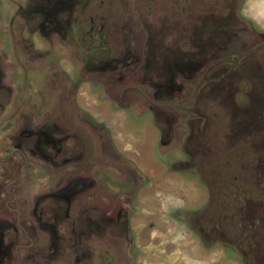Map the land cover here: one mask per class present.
<instances>
[{
  "label": "rangeland",
  "instance_id": "obj_1",
  "mask_svg": "<svg viewBox=\"0 0 264 264\" xmlns=\"http://www.w3.org/2000/svg\"><path fill=\"white\" fill-rule=\"evenodd\" d=\"M204 1L207 3L199 0H63L59 6L60 11L56 13L57 22L65 24L69 31L73 30L74 27L77 28L80 23L77 30L82 37L81 46L91 56L106 54L102 50H108L109 54H112L118 48H125L126 43L130 45L132 52L136 49L135 47L138 50L141 47L142 53L145 52L146 47L150 46L152 50H155L157 44H161L164 49L169 50L171 48L173 50L175 48L177 52H186L187 57H184L187 60H194L195 65L193 69L187 71L186 76L183 75L182 79L179 75L180 72L177 73L176 78L181 79L183 87L180 88L181 90L176 89L173 90L174 92L163 93L162 98H158L154 101L155 103H152L154 105L160 103L163 106L169 104L172 107L171 111L178 112L179 116L185 117L184 121L192 116H195V120H197L196 118L200 114L196 110L203 111L209 117V123L205 127L202 125V119L195 121V126L198 124L199 129L196 127L194 129V133L204 145L205 152L208 153L204 154L200 149L194 155L193 161L196 166H199L202 173L198 175L193 167L186 170L172 169L168 171L163 166L165 171L161 176L159 186L155 188L157 189L155 193H159L157 197L160 200L162 224L147 230L150 233L149 239L146 238L147 240H145L144 231L140 230L139 233V229L136 228V239L140 242L128 247V253L125 254V257L128 256L125 260L123 258L120 261L119 258H116V251L108 244L107 251L101 253V256L107 255V260H111L108 261V264H240V256L231 248L229 236H223L224 234L229 235L228 227L221 224L219 232H222V235L219 237L215 235L211 240L204 234L206 231L203 232L200 227L205 228L206 221L208 225L211 223V228L220 222L227 225L231 224L234 218V220L238 218L235 215L237 205H241L243 208L241 211L242 218L247 211H257L259 206L262 207L264 176H261L263 173L261 171L263 169L258 166V171H256L254 167H249L248 164L253 163L251 159L257 153V159L262 158V165L264 166V150L261 148L257 151L254 150L257 146L263 145L264 136L260 137L263 134L259 131L264 133V120L262 119L258 125L259 137L253 139L251 143L248 139L252 138L248 135L243 136L242 139L237 138L238 135L236 136V134L245 133L247 128L244 125L234 127V124H231V113L238 112L243 108L244 114L249 116V114L256 112L257 103L254 102V106L251 104L247 107L240 105L239 102L243 101L244 97L237 98L232 85L229 92H224V82L220 80L221 72L217 71L216 68L227 64L233 68L231 61L233 55L223 52H220V55H211L202 46L204 25L203 22L195 18H202V14H208V11L213 12L215 10L218 12V4L212 0ZM26 2L27 0H0V54L1 52L3 55L18 52L20 61L18 69L13 70L17 75L11 77L9 82L11 84L8 83L11 85L8 88L14 89L7 93L2 87V91H0L2 98L0 99L4 101L7 95L21 94L23 89L25 90L24 96L31 94L35 100L46 97L49 89V94L58 98V90L60 89V96L65 99L66 107L68 106V109L74 111L76 109L75 103H77L75 95L79 96L77 106L79 108L81 106L86 118L79 115H64L57 118L49 116L43 119H35L33 123L38 122L37 124L43 128L46 125L50 126L49 123H54L55 126L68 130L71 134L66 141L70 147L69 151H71L69 156L75 155L74 148L77 151L78 149L84 150L86 146L91 149L90 146H92L98 150L97 153L104 159L106 155L102 154L101 151L114 152L113 149L108 148L109 143L114 142L116 146L122 148L125 146L124 142L130 140L128 139L129 136L137 128V124L134 126L136 120L133 113L138 109L135 101L140 99L141 94L150 99L152 88L148 86V81L138 80L137 77H118L121 72H124V66H119L116 71L103 74L101 78H107L106 80L103 79L104 84L93 79L94 76L98 75L96 70H84L80 67V70L73 71L70 67V62L73 59L69 54L70 52H66L67 54L63 56L61 51L58 52L54 49L58 44L51 45L48 39L45 40L43 35L37 32L40 18L48 9L42 10L40 2L34 4L32 10L29 7L28 14L26 10L21 12L20 7V9H16L18 3L24 5ZM234 2L236 4L235 10L240 8L234 14H241L249 18L252 28L258 32L254 33L255 38L258 37L263 40L258 44L264 46V0H235ZM202 3L206 8L203 7ZM208 7L210 8L207 9ZM63 13L68 14V16L59 18V14L64 17ZM23 15L25 18L21 17ZM74 22L78 23L73 25ZM91 23H93V27ZM184 28L187 29L183 30ZM31 29H35L34 33H31ZM194 33L201 36L197 35L198 39L195 40ZM239 35L240 41H248L247 32ZM58 38L59 41H63L61 36ZM238 44L239 42L236 41L230 47L237 48ZM65 45L68 48L71 47L70 43H65ZM15 48L16 50H14ZM173 52L175 51L173 50ZM29 53L33 60L24 59L25 54ZM48 53L52 54L50 59ZM2 54L1 56H3ZM148 56L152 55H149L148 52H145V55L142 54V58H145L146 61ZM47 60L52 61V71L57 72V68L61 70L60 78L66 80L63 82V86H58V78L54 76L47 78L48 69L45 65ZM0 62L3 63V60L0 59ZM95 66L96 64L92 68ZM261 66L264 67V64ZM62 71L66 76H63ZM79 73L81 84L79 90L76 91L78 87L73 79H76L75 77ZM14 78L18 80L17 84L14 83ZM146 78L148 77L146 76ZM222 91L227 93V96ZM143 102L145 106L143 103L144 119L142 121L147 123L151 120L153 122L150 106L146 100ZM3 104H5L3 107L7 105V103ZM40 104L39 102L33 104L29 111L34 114L42 111L43 107H40ZM94 109L96 112L92 113ZM36 116L37 114L34 117ZM148 126L147 124L146 127ZM162 126L165 130L169 129L165 121H163ZM180 126L181 128L184 127V130H188L186 125ZM174 128L179 130V124L175 125ZM100 132L103 133V136H100ZM101 137L105 140L100 146ZM86 140L89 141L87 145L84 144ZM162 147L163 149L166 148L163 150L165 157L187 158L188 152H184L178 142L176 144H173L172 141L162 143ZM0 149L2 150V147ZM33 155L28 153L32 163L29 173L39 175L41 182H30L33 184V188L29 183H23L21 186L17 184L23 202L34 200L33 196L35 195L29 196L28 194H26L27 198L24 199L23 195L25 196L26 192L38 187L43 189L41 192L44 193L49 190L47 186L53 185L61 173L69 175L63 171V169L65 170L64 167L67 166H51L43 161V158H40L36 152ZM112 156L115 157V154L106 156L109 158V169H95L87 175L82 173L83 177L93 179L96 186H90L92 188L89 193L83 194L80 203L77 196L74 197L72 199V202L76 200L72 203L74 208L87 203L88 207L86 208L101 210L109 206L110 190H113V193H117L121 189L126 190L124 180H120L116 176V172L121 168L119 164H116L118 162L111 160ZM21 157L20 155L19 159ZM70 167L74 168L75 166H68V168ZM256 174L258 175L257 183L254 182ZM127 176L131 183L132 176L130 173H127ZM9 179L13 180V176L11 175ZM15 181L16 179L11 183H0V188L14 184ZM152 186L153 183L148 182L147 186L141 189L142 194L143 191L146 196L150 195L149 193H154ZM146 200L142 211L148 217L150 213ZM19 204L21 205V202ZM191 211L193 214H189ZM186 214L187 217L190 216V222H187ZM76 217L79 218V215ZM259 221L257 220L256 223ZM259 233L253 237H248L245 240L247 244L243 243L242 247L248 255L253 243L256 245L264 241ZM119 249L121 251L127 250V247H119ZM101 256L100 259L92 256L95 264H104L100 261Z\"/></svg>",
  "mask_w": 264,
  "mask_h": 264
},
{
  "label": "flooded vegetation",
  "instance_id": "obj_2",
  "mask_svg": "<svg viewBox=\"0 0 264 264\" xmlns=\"http://www.w3.org/2000/svg\"><path fill=\"white\" fill-rule=\"evenodd\" d=\"M62 1L27 0L24 5L18 3L16 9L20 7L21 12L26 10L28 14L30 9H33L32 6L38 2H40L42 10L44 8L48 9L44 11L43 17L40 18L37 32L41 33L45 40L48 39L51 45L58 44L54 49L58 52L61 51L63 56L67 54L66 52H70L69 54L73 58L70 67L73 71L80 70V67L84 70H96L98 75L96 74L97 76H94L93 79L104 84L103 79L106 80L107 78H101L103 74L116 71L119 66H124V72H121L118 77H137L138 80L148 81V86L152 88L151 98L147 99L145 95L141 94L140 99L142 98V100H134L138 107L137 111L133 112L136 120L134 126L137 124V128L129 136L128 139L130 140L124 142L125 146L121 148L111 142L108 148L113 149L114 152L101 151L106 156L115 154V157L112 156L111 160L118 162L116 164H119L121 168L116 172V176L118 179L124 180L126 186V190L121 189L117 193L110 190L109 206L101 210L86 208L88 207L87 203L74 208L72 203L76 200L72 202V199L77 196L80 203L83 194L86 195L92 188L90 186H96L93 179L83 177L82 173L87 175L95 169H109V158L105 156L103 159L97 153L98 150L92 146H90L91 149L86 146L84 150L78 149L77 151L74 148L75 155L69 156L68 154L71 151H69L70 147L66 141L71 134L68 130L55 126L54 123H49L50 126L46 125L44 128L40 127L37 124L38 122L33 123L35 119H43L49 116L57 118L64 115H79L84 117V110L81 106L80 108L77 106L79 96L75 95L77 110L74 109V111L68 109V106L66 107L65 99L60 96V89L58 90V98L51 96L49 89L46 97L35 100L31 94L24 96L25 90L23 89L21 94L4 95L6 96L5 100L0 99V109H2L0 111V147H2V150L0 149V183H11L16 179L14 184H8V186L0 188V264H95L92 256L94 255L100 259L101 253L107 251L108 244L116 251V258H119L120 261L123 258L125 260L128 256L125 257V254L128 253V247L132 244L133 246L137 245L140 242L136 239V228L139 229V233L140 230L144 231V237L147 240L146 238L149 239L150 237L147 230L162 224L160 200L157 197L159 193H155V190H157L155 188L159 186L163 172L167 169L168 171L172 169L186 170L193 167L195 172L200 175L202 173L201 169L193 161L194 155H196L195 152L201 149L204 154H208L205 152L204 145L194 133L195 127L199 129L198 124L195 126V121L202 119L201 122L204 127L209 123V117L203 111L196 110L200 114L196 118L197 120H195V116H192L184 121L185 117L179 116L178 112L171 111L172 107L169 104L166 106L160 103L154 105V101L162 98L163 93L174 92L173 90L176 89L181 90L183 84L180 80L183 75H187V71L194 68L195 61L192 59L187 60L184 57L187 55L186 52H177L175 48L173 49L175 52H173L171 48L169 50L164 49L161 44H157L155 50H152L151 46L145 48V52L152 55L148 56L147 61L142 58V54L145 55V52L142 53L141 47H139V50L135 47L136 49L132 52L128 43H126L125 48H118L112 54H109L108 50H102L106 54L101 53L91 56L81 46L82 37L77 30L80 23L77 28L74 27L73 30L69 31L65 24L57 22L56 13L60 11L59 6ZM199 1L207 3L204 0ZM212 1L218 4V12L215 10L213 12L208 11V14H202V18H195L203 22L204 25L202 46L211 55H220V52L233 55L231 60L233 68L227 64L217 66L216 69L222 73H220V80L224 82V92H229L232 85L237 98L244 97L243 101L239 102L240 105L247 107L251 104L254 106V102L257 103L256 112L249 114V116L244 114L243 108L238 112H232L230 116L232 119L231 124H234V127L244 125L247 128L245 133L236 134V136L238 135L237 138L242 139L243 136L248 135L252 138L248 139L251 143L253 139L259 137V133L263 134L260 137L264 136L262 131H259V133L257 131L258 125L262 122V119L264 120V67L261 66L264 64V46L258 44L263 40L258 37L255 38L254 33L258 32L252 28L248 17L234 14L240 9L235 10V0ZM203 7L206 8L204 4ZM60 15L59 18H65L66 13H63L64 17ZM30 16L32 15L30 14ZM21 17L25 18L24 15ZM77 23L74 22L73 25ZM91 25L93 27V23ZM34 30L31 29V33H34ZM131 32L134 31L131 30ZM246 32L248 41H240L239 34ZM197 35V33H194L195 40L198 39V36H201ZM59 36H61L62 42L59 41ZM236 41L239 42L237 48L230 47ZM60 43L61 45H59ZM65 43H70L71 47L68 48ZM1 54L0 59L3 60V63L0 62V91L4 87V90L9 93L14 89L8 88L11 87L8 83L12 79L11 77L17 75L13 70H17L19 67V56L18 52L7 53L9 55L2 54L3 56ZM48 55L50 59L52 54L48 53ZM24 59L33 60L30 53L25 54ZM94 64L96 66L92 68ZM45 65L48 69L47 78L54 76L58 78V82L56 81L58 86H63V82H66V80L60 78L61 70L57 68V72L52 71L51 60H47ZM63 72V76H66ZM178 72H180V80L176 78ZM77 75L76 79H73L78 87L76 91L79 90L81 84L80 73ZM17 82L18 80L14 78V83L17 84ZM47 85L49 86V84ZM224 94L227 96V93ZM143 100H146L150 106L153 122L151 120L147 123L142 121L144 119ZM37 102L41 103L40 107H43V110L35 113L37 116L34 117L35 114L29 111V108ZM3 103H7V105L3 107L5 105ZM51 104L53 105L50 106ZM95 112L94 109L92 113ZM163 121L168 125V130L163 128ZM147 124L148 127H146ZM177 124H179V130L174 128ZM180 125H186L188 130H184V127L181 128ZM99 134L103 136V133L100 132ZM104 140V138H100V146ZM170 141L173 144L178 142L182 150L188 152L187 158L182 159L172 156V159L163 156V150L166 148L163 149L162 143ZM87 143H89L88 140L84 144L87 145ZM75 144L74 147H76ZM262 144L254 150L257 151L259 148L264 150V142ZM35 152L51 166H67L64 167L65 170L63 169V171L69 173V175L61 173L57 176V180L53 185L47 186L49 190L44 193L41 192L43 189L38 187L26 192L23 198H27L26 194L29 196L35 195L33 196L34 200L23 202L22 196L19 195V186L23 183H29L33 188V184L30 182L39 183V179H41L39 175L29 173L32 163L28 153L33 155ZM20 155L22 157L19 159ZM262 160V158L257 159L256 153L254 158L251 159L253 163L248 164V166L254 167L256 171H258V166L264 170ZM29 161L30 164L28 165ZM70 165L75 167L68 168ZM163 166H165V170H163ZM263 170L261 176H264ZM127 173L132 176L131 183ZM11 175L13 180L9 179ZM47 176L50 177L49 174ZM257 176L256 174L255 183H257ZM148 182L153 183L154 193H149L150 195L146 196L144 191L142 194L141 189H144ZM87 188L88 191L86 192ZM145 200L149 205L148 212L150 215L148 217L142 211ZM19 202H21V205ZM261 203L262 207L259 206L257 211H247L244 218H242V206L237 205L235 215L238 218L236 220L234 218L231 224L227 225L220 222L215 225L216 227L211 228V223L208 225L206 221L205 228L200 227V229L203 232L206 231L204 234L211 240L215 235H218V237L222 235V232H219L221 224L228 227L229 235L224 234L223 236H229L228 240L231 248L240 256V264H264V241L256 245L253 243L252 248L249 249V255L242 247L248 237L258 235V232H260V237L264 238V201ZM251 209L254 208L251 207ZM189 214H193V212L191 211ZM77 215H79V218L76 217ZM189 218L190 216L187 217L186 214L187 222H190ZM257 220L260 221L256 223ZM139 233L138 235L141 237ZM119 247H127V250L121 251ZM107 258V255H102L100 261L108 264L110 259L107 260Z\"/></svg>",
  "mask_w": 264,
  "mask_h": 264
}]
</instances>
